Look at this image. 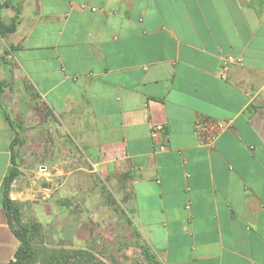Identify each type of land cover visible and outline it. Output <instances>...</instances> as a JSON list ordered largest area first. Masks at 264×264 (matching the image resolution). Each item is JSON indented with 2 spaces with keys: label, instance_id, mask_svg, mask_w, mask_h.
I'll return each instance as SVG.
<instances>
[{
  "label": "crops",
  "instance_id": "1",
  "mask_svg": "<svg viewBox=\"0 0 264 264\" xmlns=\"http://www.w3.org/2000/svg\"><path fill=\"white\" fill-rule=\"evenodd\" d=\"M0 5L5 24L16 20L0 36V264L20 244L2 189L27 141L57 144L47 173L64 177L42 194L16 176L12 200L105 207L108 188L152 264H264V0ZM225 54L242 58L226 78ZM199 119L227 124L212 146L196 134ZM56 213L60 231L67 213Z\"/></svg>",
  "mask_w": 264,
  "mask_h": 264
},
{
  "label": "rangeland",
  "instance_id": "2",
  "mask_svg": "<svg viewBox=\"0 0 264 264\" xmlns=\"http://www.w3.org/2000/svg\"><path fill=\"white\" fill-rule=\"evenodd\" d=\"M6 106L7 108L10 106L9 102H6ZM33 126H36L37 136L40 138L41 127L36 124L31 125L30 129L33 130ZM54 145L55 151H57V144L49 141H40L39 143L27 141L18 148L19 151L15 163L17 168L19 167L17 176L20 180L27 181L28 184L31 180L34 181L35 192L42 193L45 191L42 184H49L50 182L53 185H58L63 180V175L47 173L46 156L49 150L53 153ZM31 154L33 157H31ZM50 162L54 165L57 164V158H51ZM73 162L72 160L71 166H73ZM43 166L46 167V171L42 169ZM74 177L72 176L69 179L68 184H72ZM52 178L54 182L51 181ZM91 178L94 179V176H91ZM88 179L87 176V182ZM96 181L98 186L100 181H98L97 177ZM101 186H104V184L101 183ZM54 188L56 194L57 189L56 187ZM87 188H89L90 192V186ZM91 188L96 190L95 185ZM71 189L73 192V188ZM54 196L52 197L54 198ZM39 197H42V195ZM102 199L107 202V206L96 207L93 204L85 206L82 205L83 202H71L67 208L61 209L58 208L59 204L57 202H51V204L47 205L46 202L16 201L20 206L23 223L36 222L40 224V233L33 240L37 262H40L47 253L53 251L87 248L94 252L97 259L107 264H152L137 247L136 240L137 242H140V240L129 230L125 218L122 219V216L125 217L124 211L126 207L121 202L122 198L119 194L107 188V190L102 192ZM49 208L52 209L53 213L51 215L46 213L45 215V209L49 210ZM57 210L66 211L67 213L65 214V226L63 225L64 228L62 227L60 231L57 229L56 224L59 219L56 213ZM78 223L81 228L87 230L85 234L89 235V237H85L81 235V232L76 231V229L80 228V226L76 227ZM127 244L131 245L127 246Z\"/></svg>",
  "mask_w": 264,
  "mask_h": 264
},
{
  "label": "trees",
  "instance_id": "3",
  "mask_svg": "<svg viewBox=\"0 0 264 264\" xmlns=\"http://www.w3.org/2000/svg\"><path fill=\"white\" fill-rule=\"evenodd\" d=\"M1 10V5H0ZM16 29V20L7 25L3 22L0 14V36L14 32ZM8 82L0 81V108L3 101V93ZM4 116L10 121L8 111L2 109ZM19 140V135L16 136L12 146L15 147ZM15 155L12 157L14 166L9 168L8 174L4 180L2 195L3 204L7 210L11 225L14 226L15 234L17 235L20 244L15 254L14 260L8 264H107L96 258L94 252L89 249H71L58 250L47 253L40 262H37L36 251L34 249L33 240L40 233V224L36 222L23 223L21 220L20 206L10 197L11 185L18 174L16 168ZM131 244H127L130 246ZM133 245V243H132ZM126 247V246H125ZM123 248V247H122ZM141 251L149 260L156 261L154 256L148 251L147 247L140 246Z\"/></svg>",
  "mask_w": 264,
  "mask_h": 264
},
{
  "label": "built area",
  "instance_id": "4",
  "mask_svg": "<svg viewBox=\"0 0 264 264\" xmlns=\"http://www.w3.org/2000/svg\"><path fill=\"white\" fill-rule=\"evenodd\" d=\"M242 58H235L231 54H225L223 55V64L221 66V74L223 77H227L230 64L235 63V62H240L241 63ZM227 124L224 122H215L212 120H205V119H199L196 122V134L202 139V141L205 144L208 145H213L214 141L216 140L217 136L219 133L225 128ZM164 129L163 124H155L152 126V131L151 135L152 137L156 140L160 138V135ZM158 149L159 150H164L166 149V146L164 144H158ZM46 171V167L43 166V168Z\"/></svg>",
  "mask_w": 264,
  "mask_h": 264
}]
</instances>
